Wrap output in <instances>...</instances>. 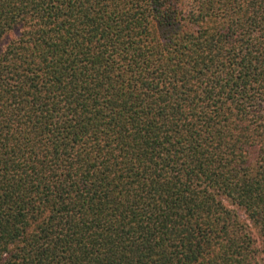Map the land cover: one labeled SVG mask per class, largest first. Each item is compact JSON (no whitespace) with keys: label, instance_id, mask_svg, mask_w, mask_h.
Here are the masks:
<instances>
[{"label":"trees","instance_id":"trees-1","mask_svg":"<svg viewBox=\"0 0 264 264\" xmlns=\"http://www.w3.org/2000/svg\"><path fill=\"white\" fill-rule=\"evenodd\" d=\"M0 264H264V0H0Z\"/></svg>","mask_w":264,"mask_h":264}]
</instances>
